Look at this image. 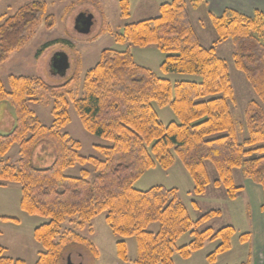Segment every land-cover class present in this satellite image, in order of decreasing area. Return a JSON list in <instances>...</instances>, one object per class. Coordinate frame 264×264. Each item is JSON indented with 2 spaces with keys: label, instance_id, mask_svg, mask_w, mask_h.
Returning a JSON list of instances; mask_svg holds the SVG:
<instances>
[{
  "label": "trees",
  "instance_id": "16d2710c",
  "mask_svg": "<svg viewBox=\"0 0 264 264\" xmlns=\"http://www.w3.org/2000/svg\"><path fill=\"white\" fill-rule=\"evenodd\" d=\"M120 7L122 18H129L130 0H120ZM159 9L157 17L126 24L115 40L136 47L156 45L166 54L160 66L163 73L194 75L200 80L173 82L136 63L130 48L103 50L84 77V95L73 100L84 128L111 141L109 146H97L101 157L83 155L81 142L62 131L71 121L64 88L32 76L11 75V90H6L0 79V102L9 101L16 114L14 128L0 133V156L19 144L15 163L0 158V185L21 184V209L47 220L34 230L35 240L43 247L35 264H63L64 252L71 245L84 246L97 255L88 237L73 229L61 232V227L75 218L70 221L82 229L103 212L114 235L136 238L134 264H174L176 252L188 258L208 241L220 240L208 255V260L215 262L219 254L231 249L235 227H201L220 210H210L194 220L176 188L135 187L148 170L157 166L168 169L176 157L190 173L196 195L205 193L212 182L224 186L234 199L243 188L235 184V169H241L264 191V12L246 15L227 7L221 15L212 16L218 33L215 45L233 41L235 66L259 97L246 106L245 135L240 141L230 107L236 100L228 62L217 54L215 46L202 44L185 0L162 3ZM41 23L51 29L56 18L40 0L24 3L12 15H0V64L27 44ZM40 89L57 96L52 125L43 124L28 104L38 100ZM154 103L170 107L177 120L164 124ZM45 141L55 147L56 157L49 167L38 168L32 163L33 156ZM208 162L218 173L213 181ZM87 163L96 169L93 178L88 169H82L80 177L64 173L69 167ZM1 218L18 222L17 218ZM156 222L158 231L147 229ZM185 233L192 239L178 247L177 241ZM248 238V233L241 235L242 241ZM117 255L128 261L125 240L117 241ZM0 264L26 261L8 256L0 245Z\"/></svg>",
  "mask_w": 264,
  "mask_h": 264
},
{
  "label": "rangeland",
  "instance_id": "374dc122",
  "mask_svg": "<svg viewBox=\"0 0 264 264\" xmlns=\"http://www.w3.org/2000/svg\"><path fill=\"white\" fill-rule=\"evenodd\" d=\"M29 1L32 0H0V15H12L21 5ZM40 1L45 2L48 13L55 16V26L51 29H47L44 23L37 26L30 41L21 49L13 51L8 59L0 64V79L6 90H11V75L32 76L42 79L50 86L64 88L63 92H65L68 100L71 121L62 131L81 142L80 152L85 156L101 157L102 155L97 146L111 145L110 140L94 135L84 128L73 102L74 99L84 95V77L98 63L103 50H126L130 48L136 63L151 69L160 77L170 79L173 82L189 79L200 80L199 76L194 75L163 73L160 66L166 54L159 50L156 45L136 47L127 43H118L115 40V34L122 31L126 24L159 16L160 5L173 0H130V17L126 19L121 16L120 0ZM185 1L192 24L202 44L206 47L215 46L217 54L228 62L236 100L234 103L230 102V107L235 118L238 139L241 141L245 135L242 126L246 106L252 100L259 101V97L245 74L235 66L233 58L235 45L233 41L226 39L215 45L218 33L213 24L212 16H217L216 14L221 12L217 11L218 8L231 0ZM250 10L255 11L253 8H250ZM82 13H90L93 17L91 30L87 34L79 32L76 28L77 17ZM58 53H64L68 56L70 67L66 73L56 72L52 67L53 59ZM57 92L60 91H56V94ZM37 99V101H29V106L36 112L43 124L52 125L54 123L52 112L58 101L57 96L45 89H40ZM154 106L164 124L177 120L170 107H159L156 103H154ZM15 122L16 114L13 107L9 101H1L0 133H9L14 128ZM55 157V147L50 142L45 141L38 146L32 163L35 167L46 168L52 165ZM0 158L5 162L15 163L19 158V144L15 143ZM208 167L211 181H213L218 177V173L210 162H208ZM82 169H88L91 172V178L96 174V169L89 163L85 165L76 164L67 168L64 173L68 176L80 177L82 176ZM234 178L235 184L243 187L237 191L234 199L229 197L224 186L216 187L212 182L208 185L205 193L196 195L190 173L181 160L176 157L175 164L170 168L163 169L159 166L152 168L136 182L135 187L141 190L156 185L176 188L194 220L210 210H220L217 216L201 228L212 227L217 230L227 225L235 227L231 249L219 254L215 262L211 263L208 260V255L216 249L220 240L208 241L202 249L194 252L188 258H184L176 252L173 257L174 264H251L253 262L251 255L253 251L254 219H252V214L255 218L259 217L257 212H264L262 207L264 204V191L261 185L247 178L241 169H235ZM250 185L256 187V189L254 188L255 191L249 187ZM21 196V184L5 182L0 185V214L7 213L21 218V224L15 226V223H19L20 220L13 223V221L2 220L0 216V241L10 247V254L22 255L26 258V264H35L43 247L35 240L34 231L33 236L30 237V231L35 225V221L32 220L35 219H30L22 213L23 210L20 209ZM70 219L75 220V218ZM70 219L63 224L61 232L66 229H73L85 235L95 244L98 254L94 255L84 246L71 245L64 252L63 264H66L69 259L76 264L80 262L82 264H134V260L137 258L136 238L134 236L122 238L114 235L106 223V212L94 217L82 229L77 226L76 221H70ZM39 220L43 223L47 221L42 217H39ZM147 229L156 232L159 230V223H151ZM246 233L249 234V238L242 241L241 235ZM191 239V234L185 233L177 241V246L187 245ZM119 240H125L126 242L128 261L120 260L117 255V241ZM6 254L10 256L8 253Z\"/></svg>",
  "mask_w": 264,
  "mask_h": 264
},
{
  "label": "crops",
  "instance_id": "0c3cea01",
  "mask_svg": "<svg viewBox=\"0 0 264 264\" xmlns=\"http://www.w3.org/2000/svg\"><path fill=\"white\" fill-rule=\"evenodd\" d=\"M227 4H229L228 7L233 8V9H235L239 12H242L246 15H252V13L254 12V11L250 10V8H253L255 11L262 9L261 11L264 12V0H231L230 2L226 3L225 5H222V7L218 8L217 11L218 12L221 11V12H219V14H216L217 16H219L223 13V11L227 8L226 7ZM256 8H260V9H256ZM249 187L253 188L254 191L256 189V187L252 186V185H250ZM22 213L24 214V216H27L30 219H35V220H32V221H35V225L32 227V230L30 231V237H31V236H33L34 229L36 227L40 226L43 223V221L41 222V220H39V217L30 216V215L26 214L24 211H22ZM257 213H259V217H255V218H254V215L252 214V219H254L253 220L254 233L252 234L253 235V251H252L251 256L253 258V262L251 264H264V217H263L264 212L262 213L261 211H259ZM0 216L1 217L2 216H8V217H12V218L17 217L18 220H20L19 223H15L14 221H13V223L16 224L15 226L21 224V218H19L18 216L7 214V213H3V215L0 214ZM6 221H10V220H6ZM0 233H1V231H0ZM32 239H33V241H35L33 237H32ZM0 245H3L6 248V253H8L11 257L22 258V259L26 260V258L23 257L22 255H17L16 253H13L14 255L10 254L9 253L10 247L8 245H5V243H3L2 241H0ZM30 245H31V243H30Z\"/></svg>",
  "mask_w": 264,
  "mask_h": 264
},
{
  "label": "water",
  "instance_id": "95a60500",
  "mask_svg": "<svg viewBox=\"0 0 264 264\" xmlns=\"http://www.w3.org/2000/svg\"><path fill=\"white\" fill-rule=\"evenodd\" d=\"M93 23V17L90 13H82L77 17L76 28L79 32L87 34L90 32ZM70 63L68 56L64 53H58L53 59L52 67L56 72L66 73L69 68ZM66 264H76L71 259L67 261ZM82 264V262L78 263Z\"/></svg>",
  "mask_w": 264,
  "mask_h": 264
}]
</instances>
